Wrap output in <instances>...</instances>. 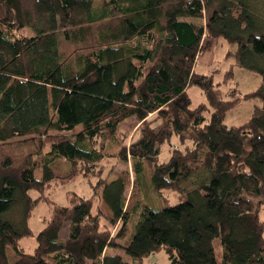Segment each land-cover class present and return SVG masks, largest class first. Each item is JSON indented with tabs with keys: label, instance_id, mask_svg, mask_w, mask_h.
<instances>
[{
	"label": "trees",
	"instance_id": "1",
	"mask_svg": "<svg viewBox=\"0 0 264 264\" xmlns=\"http://www.w3.org/2000/svg\"><path fill=\"white\" fill-rule=\"evenodd\" d=\"M220 39L236 48L233 67L261 77L251 92L232 90L231 100L212 76L196 73L205 41ZM192 86L206 104L193 107ZM252 99L261 104L248 121L224 124ZM129 119L136 137L128 144L122 135L117 157L132 163L136 179L127 169L97 188L113 213L109 224L102 229L92 200L74 198L55 205L35 234L29 220L50 202L45 191L72 178L54 167L65 159L102 175L110 156L103 140L120 139ZM145 178L179 202L143 204ZM262 215L264 0H0V264H132L108 248L135 264L161 250L169 264H264ZM24 238L36 240L33 252L20 246Z\"/></svg>",
	"mask_w": 264,
	"mask_h": 264
},
{
	"label": "rangeland",
	"instance_id": "2",
	"mask_svg": "<svg viewBox=\"0 0 264 264\" xmlns=\"http://www.w3.org/2000/svg\"><path fill=\"white\" fill-rule=\"evenodd\" d=\"M204 55L198 60L196 65V73L206 76H212L214 83L218 90L222 92L223 98L226 100H231V92L234 89L239 90L241 93H248L255 90L261 83V77L251 71L233 67L234 60L229 57V53L236 50V48L230 45L226 40L220 39L218 41H205L204 44ZM234 69V75L227 78V72ZM188 95L190 96L193 107H197L201 104H206L207 99L205 94L199 87L192 86L188 89ZM259 99H252L248 101H242L235 108H233L224 119V124L228 127L240 126L251 117L253 110L256 106L260 105ZM211 110L208 108L205 111V116L207 119L210 117ZM137 121L135 119H129L121 124L119 134L120 139H104L106 151L110 154L104 160V172L102 175L94 176L91 174H85L79 172V168L75 170L70 162L62 159L58 165L54 167L55 174L63 177L67 174L72 175L70 181L63 185L53 186L46 190L44 195L50 199V202L39 203L33 211V216L29 220V226L38 234L42 229L45 228L48 221L50 220L55 205L70 207L72 200L74 198L89 199L93 202V211H102V229L109 224V218L112 217L113 213L109 206L107 205L105 198L103 197L102 189L97 193V188L100 181L106 180L107 183H111L116 180L121 174L129 170L132 180H135V174L132 170V163L122 162L118 159L117 154L121 150L122 135L125 133L129 136L128 144L133 137H136ZM170 154L167 150V146H164L162 155L160 156V161H167ZM82 169V167L80 168ZM75 170V171H74ZM37 177H40V173H37ZM144 188L142 194V203L150 206L151 208L157 210L161 209L167 205H175L179 202V198L176 193L168 190H162L160 192H155L148 183V180H144ZM130 190H127V198L129 197ZM32 196H37L36 192H31ZM140 212L135 216V220H131L130 225V235L126 241L121 242V244L127 245L130 241V237L135 231V226L139 221ZM264 219V215H262ZM70 223L66 222L62 232L60 234L61 239L67 238V233L69 230ZM20 246L26 252H33L36 247V240L34 238H24L20 242ZM216 253L218 259L220 258L221 250L218 241L216 242ZM109 255H119L126 262L135 264L134 260L128 256L123 249L119 248H108ZM142 264H169L168 255L164 250L158 253L152 254L150 257L143 259Z\"/></svg>",
	"mask_w": 264,
	"mask_h": 264
}]
</instances>
